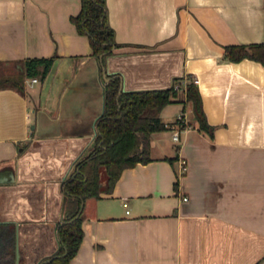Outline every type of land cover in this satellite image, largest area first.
<instances>
[{
  "label": "crops",
  "instance_id": "0c3cea01",
  "mask_svg": "<svg viewBox=\"0 0 264 264\" xmlns=\"http://www.w3.org/2000/svg\"><path fill=\"white\" fill-rule=\"evenodd\" d=\"M106 2L119 47L102 74L71 20L81 0H0V264L57 255L65 183L93 153L106 72L124 92L198 79L200 118L184 93L163 108L164 123L184 112L190 126L178 143L152 133L150 161L112 190L102 177L69 264H264V65L225 57L264 42V0ZM51 57L32 83L26 61Z\"/></svg>",
  "mask_w": 264,
  "mask_h": 264
},
{
  "label": "trees",
  "instance_id": "16d2710c",
  "mask_svg": "<svg viewBox=\"0 0 264 264\" xmlns=\"http://www.w3.org/2000/svg\"><path fill=\"white\" fill-rule=\"evenodd\" d=\"M81 2V12L71 20L80 34L89 37L93 56L100 60L103 74L106 58L113 54L114 48L119 47L115 31L109 24L107 2ZM225 57L234 62L251 59L264 65V42L226 46ZM54 60L55 57L27 60L26 77L44 80ZM107 78L109 81L104 86V111L96 122L95 147L91 155L78 163L76 170L65 183V217L58 227L60 248L57 255L45 264H69L76 255L84 237L81 225L83 200L100 195L102 171L106 173V187L110 191L125 168L150 161L148 154L151 134L167 129L159 115L178 95L173 86L159 90L120 93L121 77L109 74ZM179 80L176 79V82ZM4 82L9 81L0 79V84ZM18 88L22 90V84ZM187 99L194 102L200 118L199 99L193 83L188 84ZM203 127L206 128L205 125Z\"/></svg>",
  "mask_w": 264,
  "mask_h": 264
},
{
  "label": "built area",
  "instance_id": "2783aa9c",
  "mask_svg": "<svg viewBox=\"0 0 264 264\" xmlns=\"http://www.w3.org/2000/svg\"><path fill=\"white\" fill-rule=\"evenodd\" d=\"M37 81H38L37 78L32 79V83H36ZM191 82L194 84H198L199 81H198V79L194 78L190 82L189 81L182 82V83L181 82H175L173 84V87H174L175 91H177L178 93L187 94L188 93V84ZM189 126H190V123H189L188 118L184 112L178 114L174 122L166 123L167 130H170L173 133L172 138L177 143L181 139V133L185 129H187ZM181 166H182V171L184 173L187 169L186 162L182 161ZM185 200H186V198H185Z\"/></svg>",
  "mask_w": 264,
  "mask_h": 264
},
{
  "label": "water",
  "instance_id": "95a60500",
  "mask_svg": "<svg viewBox=\"0 0 264 264\" xmlns=\"http://www.w3.org/2000/svg\"><path fill=\"white\" fill-rule=\"evenodd\" d=\"M109 75V73H105V77H106V79H107V81H109V78H107V76ZM122 92H124L123 91V85H122V88H121V90H120V93H122ZM64 217H65V212H64V216H63V219L62 220H64ZM51 259H49L48 261H46V262H43L42 264H45V263H47V262H49Z\"/></svg>",
  "mask_w": 264,
  "mask_h": 264
},
{
  "label": "rangeland",
  "instance_id": "374dc122",
  "mask_svg": "<svg viewBox=\"0 0 264 264\" xmlns=\"http://www.w3.org/2000/svg\"><path fill=\"white\" fill-rule=\"evenodd\" d=\"M104 176L106 177V173H105V171L103 170V171H102V177H104Z\"/></svg>",
  "mask_w": 264,
  "mask_h": 264
}]
</instances>
